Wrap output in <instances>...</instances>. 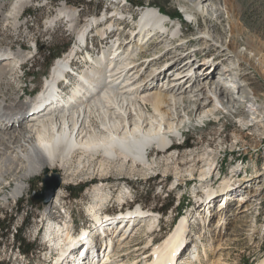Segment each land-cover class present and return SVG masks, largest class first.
Wrapping results in <instances>:
<instances>
[{"label":"rangeland","instance_id":"obj_1","mask_svg":"<svg viewBox=\"0 0 264 264\" xmlns=\"http://www.w3.org/2000/svg\"><path fill=\"white\" fill-rule=\"evenodd\" d=\"M183 1L73 0L70 3L65 0H34L22 13V20L27 22L26 26L15 29L12 23H0L1 42L15 49L22 46L26 52H31L32 56L19 70V80L15 79L11 83L1 85L2 93L10 100L17 90L22 93V88H25L29 94L27 99L30 95L34 96L43 88L56 59L70 51L78 42L77 34L69 30L66 19L61 18L55 27H48L47 21L57 15L59 7L65 5L67 8L75 9L80 27L85 25L89 18L103 16L109 22L111 18L116 19L115 27H120L119 36L122 38L121 41L126 43L131 39H137V36L132 38V33L139 30L138 21H130L129 16L134 13L140 17L144 7L151 4L170 15L169 18L173 20L168 21L169 27L175 24L178 26V21L180 22L183 30L181 37L185 42L168 50L169 45L158 46L156 43L160 38L154 39L147 50L138 56L140 62L158 56L159 64L155 66H160L171 58L175 59L179 56L175 64L178 65L182 56L186 55V61L191 59L190 64L197 59L199 65L212 61L210 64L214 66L217 64L229 66L239 62L237 58L232 57L231 52L227 54L223 52L225 47L222 45H230L234 51L237 49L242 52L240 55L242 58L239 56L241 65L236 66L235 69L238 71L239 80L247 82L248 88L262 97L264 94V0H234L237 6L236 11L234 6L232 7V11L236 13L235 17L227 11H224L220 19L197 14L198 18L193 22L183 13ZM12 2L13 0H8L7 9L11 7ZM131 2H142L143 5L134 6ZM101 5L103 8L96 13ZM120 11L125 12L126 19H119ZM123 25L125 27L122 29ZM115 27H111L106 35L115 36L117 34L114 31ZM97 30L96 28L89 35V43L95 49V58L103 50V53L106 52L105 56L107 52L108 55L111 54V49H114L113 42L118 41L116 37V40L106 42V35H98ZM199 30L208 32L210 39H201ZM179 41L181 40L177 37L173 45ZM96 46L99 47L98 50ZM81 49L82 47L79 48L76 57L77 63L73 62L79 65V73L92 65V61L88 62ZM194 49L197 51L194 52ZM203 55L204 58L199 60ZM186 64L183 67L167 68L164 76L170 78L168 76L173 75L178 68L184 69L190 65ZM142 67L145 69L147 64ZM163 81L166 80L162 79L158 82L159 85H162ZM18 85L20 88H17ZM78 85L77 80L67 90L64 88L61 90L69 97ZM22 98L26 99L25 95ZM201 102H188L189 107L186 112L191 118L182 124L180 137L172 138L170 151L163 152L152 147L150 167L138 163L132 166L130 161L124 169H120L115 164L107 165L103 169L100 164L102 155H97L92 165L83 167L79 164L78 154L72 164L73 173L65 174L64 170H57L62 178V185L58 201L52 204L55 213H46L45 208L48 204L45 206L44 203H35L32 199L33 193L42 190L44 186V172L28 179L26 191L17 199H10V205L5 204L1 199L5 194L11 193L16 182L14 176L8 175V182L0 186L2 188H0V222L6 226V236L3 229L0 230V264L57 262L54 259L59 255L58 250L55 251V246L50 241L38 238L37 233L42 226L44 230L49 220L61 223L66 220L70 232L79 235L84 230L96 231L98 227L95 224L98 221L94 217L95 211L98 216L112 218L122 212L133 211L135 208L139 210V207L142 211L152 213L155 218L153 216L139 218L141 221L137 223L128 243L116 249L117 254H113L114 256L112 255L108 261L104 258V253L109 252L108 249L100 250L94 258L96 263L111 264L110 261H124L125 264H144L157 250V245L164 243L182 218L186 217L185 226H190L191 229L184 238H189L188 240L193 242L196 232L203 234L202 241L197 242L200 257L188 264H261L264 261V125H260L261 121L251 120L248 116V108L245 106L235 112L219 109L216 116H211L210 120L205 118V122H202L198 119V114L201 112L198 105ZM148 108L152 110V107ZM186 112L182 111L184 114ZM249 118L250 123L247 126L243 125V122ZM187 141L189 145L186 144ZM209 161L214 162L215 171L207 181L202 180V171L210 167ZM79 184H86V187L80 196L74 197L69 187H76ZM224 184H229L228 191L231 194L228 196L230 195L231 198L227 199L226 207L221 209L224 203L222 196H225L222 188ZM98 188L103 190L100 195H97ZM208 188L215 189V192L212 193ZM99 196L103 200L94 209ZM172 199L174 205L163 214L159 209ZM187 205L192 207L187 208ZM218 207L222 211L217 210ZM63 209L66 211L63 212ZM206 210H209V213ZM127 215L131 216V213ZM55 217L57 219H54ZM203 218L206 220L203 221ZM152 224L155 225L153 229ZM131 232L132 229L129 228L127 233ZM99 233H94V239ZM117 233L119 235V232ZM18 235L22 241L21 245L25 243L30 245L29 256H24L22 248H18ZM182 250L179 251V255ZM183 254L186 255V252Z\"/></svg>","mask_w":264,"mask_h":264},{"label":"bare ground","instance_id":"obj_2","mask_svg":"<svg viewBox=\"0 0 264 264\" xmlns=\"http://www.w3.org/2000/svg\"><path fill=\"white\" fill-rule=\"evenodd\" d=\"M33 1L13 0L11 7L7 9L8 0H0V23H12L15 29L26 26L27 22L22 20V13ZM235 2L184 0L182 9L192 22L198 18L197 14L220 19L224 11L231 12L232 17H235L237 8ZM233 6L235 11H232ZM119 14H121L119 18L126 15L124 11H120ZM169 16L151 4L144 7L138 17L139 30L132 33V38L137 36V39L125 43L119 36L118 41L113 42L114 49H111V54L108 55L107 52L105 56L106 52L103 53V50L97 58L94 56L90 68L79 74V85L68 98H65L56 86L69 73V66L73 65L74 59L78 56L82 41L96 28L98 35H106L111 27L116 26V19L111 18L109 22L103 16L89 18L85 25L80 27L75 9L67 8L65 5L59 7L57 15L47 21L48 27H55L57 21L64 18L67 20L69 30L77 34L78 42L70 51L56 59L43 88L34 96L30 95L28 99L27 90L22 88L23 91L20 90L22 93L17 90L8 100L6 94L2 93L1 85L11 83L15 79L19 80L18 72L32 57L31 52H26L22 46L15 49L0 40V186L8 182L7 176L10 174L16 181L11 193L1 198L5 204H9L10 199L19 198L28 187L27 180L34 175H40L45 170L52 173L59 169L64 170L65 174L73 173L72 164L78 154L79 164L83 167L93 163L97 155H102L100 161L102 168L115 164L124 169L130 161L132 166L138 163L150 167L152 147L168 152L171 149L172 138H179L182 134V124L191 118L186 112L190 101H202L198 105L201 109L198 119L202 122H205V118L210 120L211 116H216L219 109L235 112L245 106L251 120L261 121L260 125H264V94L262 97L256 95L248 88L247 82L239 80L238 71L235 70L236 66L241 65V50L234 51L230 45H222L225 47L223 49L225 54L231 52L232 57L239 61L229 66L218 64L214 66L210 61L202 63L205 66L199 65L197 59L190 64L191 59L187 62L184 55L178 65H175V62L179 56L170 60L167 58L168 61L160 66H155L159 64L158 56L149 61H139L138 56L147 50L154 39L160 38L156 43L158 46L169 45L168 50L185 42L181 37L183 30L180 22L178 21V26L175 24L169 27L168 21L173 20ZM199 34L201 39H210V34L206 31L199 30ZM177 37L181 41L173 45ZM153 62L155 63L151 66ZM186 62L190 65L181 69ZM181 63H184L182 67L175 70L173 75L170 74L169 79L164 76L167 68L179 67ZM145 64L147 67L144 69L142 65ZM162 79L169 82L163 81L162 85H159L158 82ZM17 88H20L19 85ZM23 95L26 99L22 98ZM148 107H152V110ZM251 120L250 118L247 121L243 120V125L247 126ZM209 164L210 167L202 171V180L207 181L215 171L214 162L209 161ZM222 188L225 196H222L224 203L221 209H224L228 203L227 199L231 198L228 194L231 193L228 191L229 184H224ZM97 190L99 191L97 195L103 191L101 188ZM60 192L61 189L53 200L47 203L48 205L45 204L46 213L54 212L52 204L58 201ZM99 197L94 209L103 200L101 196ZM139 208L140 210L131 212V216L117 215L112 218L98 216L95 211L94 217L98 221L95 224L98 227L96 231L84 230L83 233L77 234L78 236L71 234L66 220L62 223L51 220L48 226L53 223L50 228L48 226L45 228L43 238L50 241L57 248L56 251L58 250L59 255L54 264H73L80 257L83 259L77 262L78 264H98L94 258L100 250L105 249L109 252L104 253V258L106 261L110 260L113 254H117L116 249L125 246L132 237L137 223L141 221L138 216L140 214L153 216L152 213ZM219 209L220 207L217 210ZM206 212L209 213V210ZM185 218H182L164 243L157 245V250L144 264H188L200 257L197 242L203 239V234L196 232L193 242L188 240L189 238H184L191 229L190 226H185ZM205 220L203 218V221ZM154 227L152 224V229ZM129 228L132 232L128 234ZM97 232L99 235L96 240L94 233ZM115 233L117 235H114ZM72 248L75 250L72 251ZM180 250L182 253L179 255ZM110 262L125 264L124 261ZM263 263L264 261L261 264Z\"/></svg>","mask_w":264,"mask_h":264},{"label":"water","instance_id":"obj_3","mask_svg":"<svg viewBox=\"0 0 264 264\" xmlns=\"http://www.w3.org/2000/svg\"><path fill=\"white\" fill-rule=\"evenodd\" d=\"M42 190L34 192L32 199L35 203L47 204L53 200L62 185V178L57 170L49 173L45 170Z\"/></svg>","mask_w":264,"mask_h":264},{"label":"trees","instance_id":"obj_4","mask_svg":"<svg viewBox=\"0 0 264 264\" xmlns=\"http://www.w3.org/2000/svg\"><path fill=\"white\" fill-rule=\"evenodd\" d=\"M65 1L70 2V3L73 2V0H65ZM77 4H78V3H77ZM84 4L87 5V3H83V5H84ZM131 4L134 5V6H138L139 4L143 5L142 2H131ZM102 8H103V6L101 5V6L99 7V9L96 11V13H99L100 10H101ZM186 144L189 145V142L187 141ZM85 187H86V184H79V185L76 186V187H69V189H70V191H71V194H72L74 197H78V196L81 195V193L83 192V190L85 189ZM173 205H174V199L170 200L166 205H163V207H161L159 210H160L163 214H165V213L168 212V210H169ZM17 238H18V243H19L18 246H19V248L21 247L23 253L29 256V253H30V248H29V246H30V245H29L28 243H25V244L21 245V244H22V243H21L22 241H20V236L18 235Z\"/></svg>","mask_w":264,"mask_h":264},{"label":"flooded vegetation","instance_id":"obj_5","mask_svg":"<svg viewBox=\"0 0 264 264\" xmlns=\"http://www.w3.org/2000/svg\"><path fill=\"white\" fill-rule=\"evenodd\" d=\"M3 224H4L3 222H0V230L3 229V231L5 232V236H6V226Z\"/></svg>","mask_w":264,"mask_h":264},{"label":"built area","instance_id":"obj_6","mask_svg":"<svg viewBox=\"0 0 264 264\" xmlns=\"http://www.w3.org/2000/svg\"><path fill=\"white\" fill-rule=\"evenodd\" d=\"M66 2V1H65Z\"/></svg>","mask_w":264,"mask_h":264}]
</instances>
